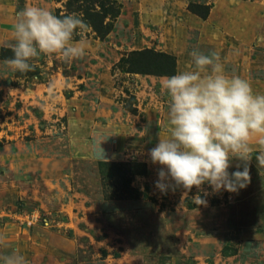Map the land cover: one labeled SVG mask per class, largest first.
<instances>
[{
	"label": "rangeland",
	"instance_id": "obj_1",
	"mask_svg": "<svg viewBox=\"0 0 264 264\" xmlns=\"http://www.w3.org/2000/svg\"><path fill=\"white\" fill-rule=\"evenodd\" d=\"M67 0H0V235L27 264H264V168L252 141L251 181L238 193L208 184L161 194L148 152L170 135L163 78L128 74L133 52L175 59L219 54L229 75L264 94V0H115L111 31L81 39L82 59L41 54L13 71L16 14ZM198 13L208 12L203 19ZM156 58V57H155ZM242 162L233 159L229 172ZM242 166H241V169Z\"/></svg>",
	"mask_w": 264,
	"mask_h": 264
},
{
	"label": "clouds",
	"instance_id": "obj_2",
	"mask_svg": "<svg viewBox=\"0 0 264 264\" xmlns=\"http://www.w3.org/2000/svg\"><path fill=\"white\" fill-rule=\"evenodd\" d=\"M91 31L78 14L57 16L47 8L26 6L16 14L13 57L4 61L13 71L35 70L30 61L41 54L58 55L65 62L86 55L84 40L73 42ZM192 70L163 78L162 89L169 97L167 120L170 135L160 138L149 150L158 169L154 186L161 194L183 188L184 196L193 187L202 190L208 184L212 193L192 197L195 205L207 206L206 197L220 193H238L251 181L252 141L259 145L257 166L264 168V94L254 93L250 82L226 73L219 54H205L198 48L190 53ZM236 171L229 172L232 161ZM242 166L243 170H240ZM0 235V247H6ZM0 264H27L17 250L0 255Z\"/></svg>",
	"mask_w": 264,
	"mask_h": 264
},
{
	"label": "trees",
	"instance_id": "obj_3",
	"mask_svg": "<svg viewBox=\"0 0 264 264\" xmlns=\"http://www.w3.org/2000/svg\"><path fill=\"white\" fill-rule=\"evenodd\" d=\"M65 12L60 10L55 12L57 16L78 14L99 38H104L112 29L114 21L120 13V6L115 0H67L65 3ZM190 10L197 16L205 19L208 12L198 13L192 7ZM80 35L74 36L73 41H78ZM148 50L133 52L128 58H122L119 63L127 66L128 74H150L154 76H172L175 75V59L166 54L154 55L150 59ZM156 57V58H155Z\"/></svg>",
	"mask_w": 264,
	"mask_h": 264
}]
</instances>
